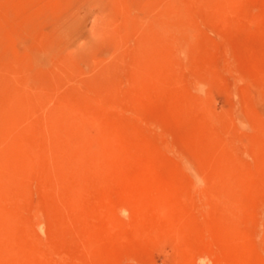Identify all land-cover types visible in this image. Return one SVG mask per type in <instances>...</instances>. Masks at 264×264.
<instances>
[{"label": "rangeland", "instance_id": "rangeland-1", "mask_svg": "<svg viewBox=\"0 0 264 264\" xmlns=\"http://www.w3.org/2000/svg\"><path fill=\"white\" fill-rule=\"evenodd\" d=\"M0 264H264V0H0Z\"/></svg>", "mask_w": 264, "mask_h": 264}, {"label": "bare ground", "instance_id": "bare-ground-1", "mask_svg": "<svg viewBox=\"0 0 264 264\" xmlns=\"http://www.w3.org/2000/svg\"><path fill=\"white\" fill-rule=\"evenodd\" d=\"M180 2V1H179ZM180 4H181V2H180ZM181 11V10H180ZM175 15V14H174ZM167 30H168V28H167ZM164 34H165V32H164ZM167 36V35H166ZM174 43V42H173ZM30 113H31V111H30ZM101 144V143H100ZM102 145V144H101ZM103 146V145H102ZM94 149V148H93ZM26 153V152H25ZM38 153V152H37ZM19 156V155H18ZM28 156V155H27ZM21 157V156H20ZM26 157V156H25ZM18 158V157H17ZM31 158V157H30ZM21 159V158H20ZM25 160V159H24ZM23 160V161H24ZM77 160V159H76ZM89 160V159H88ZM99 160V159H98ZM13 161V160H12ZM14 161H16V160H14ZM28 161V160H27ZM81 161H83V159L81 160ZM32 162V161H31ZM72 162H73V160H72ZM16 163H17V161H16ZM30 163V162H29ZM33 164V163H32ZM5 166V165H4ZM6 166H8L7 164H6ZM32 166V165H31ZM7 168V167H6ZM6 171V170H5ZM11 173V172H10ZM10 173H8L9 175H10ZM13 173V172H12ZM6 174V173H5ZM13 176V175H12ZM14 177V176H13ZM3 178V177H2ZM10 178V177H9ZM5 179V178H4ZM8 179V178H7ZM11 179H12V177H11ZM6 180V179H5ZM10 181V180H9ZM3 183V182H2ZM4 184V183H3Z\"/></svg>", "mask_w": 264, "mask_h": 264}]
</instances>
